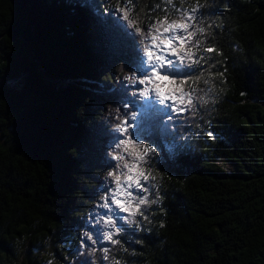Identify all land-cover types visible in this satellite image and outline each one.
Here are the masks:
<instances>
[{
  "label": "trees",
  "instance_id": "trees-1",
  "mask_svg": "<svg viewBox=\"0 0 264 264\" xmlns=\"http://www.w3.org/2000/svg\"><path fill=\"white\" fill-rule=\"evenodd\" d=\"M197 2L195 37L215 51H197L206 62L183 85L196 107L172 135L144 121L162 204L146 231L117 220L113 245L96 210L143 87L127 79L141 37L119 24L125 0H0V264H264V0H172ZM131 7L145 31L166 7L178 18L166 0ZM196 112L209 124L191 144L178 122Z\"/></svg>",
  "mask_w": 264,
  "mask_h": 264
},
{
  "label": "snow or ice",
  "instance_id": "snow-or-ice-1",
  "mask_svg": "<svg viewBox=\"0 0 264 264\" xmlns=\"http://www.w3.org/2000/svg\"><path fill=\"white\" fill-rule=\"evenodd\" d=\"M166 2L178 14V18L170 20L169 9L166 7L163 18L150 23L147 31L139 26V20L130 16L133 10L132 0H125L123 7H117V12L122 13L123 20L127 22L125 27L133 29L134 34L141 37L142 47L137 46L133 69L138 75L134 74L127 79L131 84L143 87L138 89V97L142 98V102L136 105V111H132L127 118H118L119 123L115 126L117 135L114 136L112 159L117 163L113 166L115 171L108 173L115 187L108 191L103 197L104 202L99 205V208L107 211L96 218L97 224H103L108 229L102 235L101 230L96 229L97 239L109 241L113 245L120 243L114 236H118L123 227H117V220L133 223L137 215L147 219L141 206L157 203L156 200L149 201L147 195H140L141 192L149 193L150 190L145 185L150 179H155L145 168L156 148L143 142L147 138L144 121L151 120L161 135H172L170 129L174 130L177 125L168 122L177 120L180 113L196 107L193 97L197 89L183 88L191 79L192 65L206 62L204 56H197L196 51H193H198L201 47L199 40L193 43V37L197 32L202 34L205 31L203 27H195V14L203 5L197 2L196 6H190L191 10L187 11L176 7L172 0ZM156 7L159 8L160 5ZM203 51L213 52L215 49L204 48ZM201 78L202 76L196 77L197 80ZM204 83L209 81L204 80ZM130 103L135 105V101ZM208 135L212 136L213 133L209 132ZM121 213H127V216H121ZM85 237L93 244L97 242L87 233ZM91 251L94 252L95 249ZM102 251L103 259L107 260L109 249L105 247Z\"/></svg>",
  "mask_w": 264,
  "mask_h": 264
},
{
  "label": "rangeland",
  "instance_id": "rangeland-1",
  "mask_svg": "<svg viewBox=\"0 0 264 264\" xmlns=\"http://www.w3.org/2000/svg\"><path fill=\"white\" fill-rule=\"evenodd\" d=\"M67 4H68V6H70L72 8V6L69 3H67ZM112 14H116V13L114 12ZM116 19H118V17ZM125 23H126L125 21L121 20L119 24H120L121 27H123L125 25ZM196 40L200 41V45H201L200 48H207V45H208L207 43L208 42H206V41L203 42V41H201L200 38L193 37V43H195ZM132 41H134V40L132 39ZM139 46L142 47L141 43L139 44ZM193 51H196V54H197V50L196 49H193ZM204 78L205 77H203V79ZM140 99L142 101V98H140ZM194 116L195 117L190 119V120L187 119L186 122H182V121L178 122V123H182L183 124V128H184V130L186 132V138L189 141V143H191V144H193L194 142H197L198 140H200V141L202 140L203 131L206 129L207 125L209 124L208 119L204 115L196 112V114H194ZM146 170H149V168L147 167ZM152 181H153V179H150V181L148 182L149 187L151 186ZM144 194L145 193H140V195H144ZM148 199H149V201L154 200L152 195ZM156 201H157V203H150L148 205H142L141 206V210L144 211V216H146L147 219H144V217L139 216V215H137L134 218V221L142 220L141 224L139 226L140 231H146L149 228V226H150L152 215L149 216V213L150 212L153 213L152 206L154 204H160V205L162 204V199L161 200H156ZM97 210H98V212H100V214H102L105 211H107L105 209L99 208V206L97 207ZM120 215L121 216H127V213H121ZM89 217H90V214H89V216H87V219H89ZM88 235L92 236V234H90V233H88ZM124 237H126V235ZM93 238L95 239V237H93Z\"/></svg>",
  "mask_w": 264,
  "mask_h": 264
}]
</instances>
